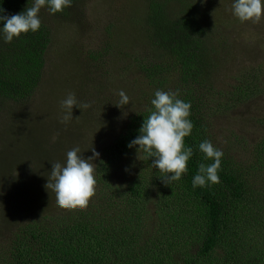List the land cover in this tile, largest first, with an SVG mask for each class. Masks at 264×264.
Wrapping results in <instances>:
<instances>
[{"label": "trees", "instance_id": "obj_1", "mask_svg": "<svg viewBox=\"0 0 264 264\" xmlns=\"http://www.w3.org/2000/svg\"><path fill=\"white\" fill-rule=\"evenodd\" d=\"M78 1L83 0L72 3ZM27 6L31 0H0V9L9 16ZM142 7L129 22L149 54L147 66L140 64L144 82L154 88L168 86L166 91L179 92L192 105L194 128L185 143L193 147L194 155L187 174L167 185L150 167V159L142 161L144 167L137 166L123 187L110 183V166L125 161L129 167L137 155L128 144L139 135L152 107L140 102L139 111L96 162L94 203L87 210H70L20 226L0 248V264H209L218 248L223 249L224 264H264V138L241 163L224 154L219 183L192 186L199 164L210 163L198 148L201 141H212L210 117L257 96L260 84L243 73L227 97L214 94V45L208 14L199 0H143ZM67 13L65 9L55 17ZM41 21L38 32L12 43L0 38V110L8 102L24 104L40 86L51 43V29ZM118 38L115 34L110 47L121 46ZM259 181L261 187L253 188ZM149 202L156 206L151 223L142 216ZM241 228L246 236L240 235ZM187 243L191 251L197 246L195 254L183 249Z\"/></svg>", "mask_w": 264, "mask_h": 264}, {"label": "rangeland", "instance_id": "obj_2", "mask_svg": "<svg viewBox=\"0 0 264 264\" xmlns=\"http://www.w3.org/2000/svg\"><path fill=\"white\" fill-rule=\"evenodd\" d=\"M199 1L208 14L214 45V94L226 96L243 73L253 75L260 84L257 96L230 110L221 109L209 120L212 142L238 164L250 158L253 145L264 138V20L240 23L232 15V0ZM142 6L143 0H83L73 2L64 17L41 10L40 18L51 29V43L40 86L24 104L8 102L0 110V248L28 221L70 211L59 208L54 195L44 187L51 163H63L74 147H79L86 159L94 148L100 158L128 118L139 111L140 102L150 104L157 89L168 90V86L154 88L144 82L140 64L147 66L149 54L144 41L130 31L129 22ZM115 34L120 47H110ZM120 90L130 97L123 108L115 106ZM70 92L82 102L90 99L92 107L83 111L74 107L73 119L62 123L60 101ZM131 161L129 167L125 161L110 166V183L123 187L125 179L136 174L137 166H145L137 155ZM256 187H261L260 181ZM97 191L98 184L96 195ZM155 207L151 202L145 205L142 216L149 223ZM240 235L246 236L242 228ZM188 244L183 249L195 254L197 246L191 251L185 246ZM223 254L218 248L209 264H224Z\"/></svg>", "mask_w": 264, "mask_h": 264}, {"label": "clouds", "instance_id": "obj_3", "mask_svg": "<svg viewBox=\"0 0 264 264\" xmlns=\"http://www.w3.org/2000/svg\"><path fill=\"white\" fill-rule=\"evenodd\" d=\"M72 0H31V6L14 14H3L0 9V38L5 43H12L29 33H36L42 26L40 13L46 9L55 16L70 8ZM232 15L240 23H258L264 20V0H233ZM118 108L129 105L130 97L124 90L118 93ZM149 115L144 118L139 135L128 148H135L137 159L152 160L151 168L157 169L167 185L179 182L188 172V163L194 155V149L186 145L185 138L192 135L194 124L191 120V102L180 98L179 92L157 89L150 101ZM64 113L62 123L73 119V109L81 111L92 107L91 103L82 102L75 92H70L60 101ZM204 160L192 179L193 188L208 187L220 182L224 152L211 140L205 139L198 145ZM93 155L84 158L79 147L66 153L63 163H51V172L47 176L46 191L55 197L56 205L64 210H84L96 195V164L99 153L92 149ZM127 171V169L125 170Z\"/></svg>", "mask_w": 264, "mask_h": 264}]
</instances>
